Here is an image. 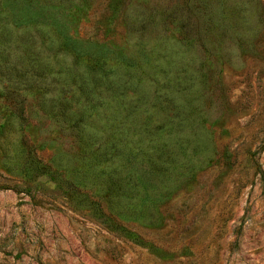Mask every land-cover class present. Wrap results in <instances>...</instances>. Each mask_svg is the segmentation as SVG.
<instances>
[{
	"label": "rangeland",
	"instance_id": "obj_1",
	"mask_svg": "<svg viewBox=\"0 0 264 264\" xmlns=\"http://www.w3.org/2000/svg\"><path fill=\"white\" fill-rule=\"evenodd\" d=\"M0 264H264V0H0Z\"/></svg>",
	"mask_w": 264,
	"mask_h": 264
},
{
	"label": "trees",
	"instance_id": "obj_2",
	"mask_svg": "<svg viewBox=\"0 0 264 264\" xmlns=\"http://www.w3.org/2000/svg\"><path fill=\"white\" fill-rule=\"evenodd\" d=\"M31 159L33 158L32 155L30 154L29 152V155H28ZM103 156V153H100L98 150L95 151L93 153V158L94 159H97V160H100L101 158L104 159ZM29 158V160H31ZM40 173L42 176L46 177L48 179V182L50 183H54L55 187L58 188L63 196L67 197L69 200L71 201H74L73 198H74V195H76V190L73 189L72 187H70L68 184L64 185L61 181H59L57 178H56V173H54L49 167L45 166V165H42L40 168ZM99 211V209H97ZM100 214L102 215L105 223L108 225L109 224V219L107 217H105L103 215V213L101 212L100 210Z\"/></svg>",
	"mask_w": 264,
	"mask_h": 264
}]
</instances>
